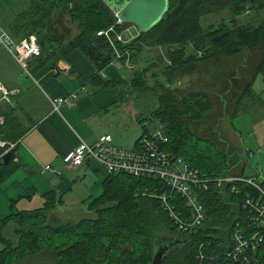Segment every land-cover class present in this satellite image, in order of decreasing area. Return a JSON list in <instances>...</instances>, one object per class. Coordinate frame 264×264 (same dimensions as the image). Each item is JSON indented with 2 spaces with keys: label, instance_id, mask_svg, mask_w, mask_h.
I'll list each match as a JSON object with an SVG mask.
<instances>
[{
  "label": "trees",
  "instance_id": "trees-1",
  "mask_svg": "<svg viewBox=\"0 0 264 264\" xmlns=\"http://www.w3.org/2000/svg\"><path fill=\"white\" fill-rule=\"evenodd\" d=\"M12 2L0 0L7 6ZM177 2L169 0L170 9ZM28 3L29 6L21 10H11L9 6L10 20L4 26L17 39L31 34L37 36L41 55L30 61L33 72L50 60L57 65L69 62L70 53L79 49L96 68L90 82L104 89L118 84V81L101 75L116 58V50L123 54L122 60L137 62L147 57L146 49L164 48L165 57L159 56L156 62L145 66L144 78L130 80V86L139 96H153L156 102L150 116L138 119L139 122L148 119L163 125L164 139L155 138L158 148L181 157L207 176H224L239 168L235 150L221 137L218 125L214 127L210 120H206V114L212 108L209 95L205 92L185 95L175 91V84L217 58L246 57L258 49L260 59L252 77L246 80L232 76L228 78V85L223 87L222 96L229 92L224 101L225 110L227 100L235 106L234 116L245 110L250 104L248 98L255 96L257 75L264 77V17L257 23H245L239 17L248 11L264 10V0H185L177 14L163 18L147 31L141 30L127 43L114 38V45L98 32L112 26L115 32H122L129 24H117L114 11L104 0H28ZM226 10L230 18L217 26L202 24L204 16ZM68 22L76 28L75 34L71 33V27H67ZM167 57L168 63L165 61ZM70 70L74 71L72 67ZM161 77L165 78L164 81ZM238 78L242 88L234 83ZM238 89L243 92L237 94ZM7 105L0 104V115L5 119L0 125V138L18 143L27 128L19 121L16 108ZM195 124L205 136L198 134ZM142 131L139 138L149 131L147 125L142 126ZM215 134L218 137H214ZM5 149L0 147V185L21 167L15 158L9 162L2 159ZM239 173L244 174L243 169ZM209 184V189L202 194L206 220L191 231L179 229L166 210L160 197L164 193L172 195L170 201L178 209H186L184 199L172 194L170 187L160 178L108 174L102 183V193L88 206L96 211L97 216L60 225L48 223L49 213L63 201L53 189L43 194V205L33 209L15 211L22 196L12 199L13 212L0 220V226L14 221L18 241L14 244L0 233L3 244L0 264H19L45 251H51L58 264H150L155 240L162 236L188 239L177 253L167 254L163 264H232L228 253L233 245V227L236 221L245 220L244 198L248 194L256 196L257 191L243 183L237 185L239 193L230 188H218L213 181ZM28 195H31L30 191ZM250 230H261L264 234V227L257 223ZM200 252L205 256L202 261L198 257ZM246 253L251 261L264 264V239Z\"/></svg>",
  "mask_w": 264,
  "mask_h": 264
},
{
  "label": "crops",
  "instance_id": "crops-1",
  "mask_svg": "<svg viewBox=\"0 0 264 264\" xmlns=\"http://www.w3.org/2000/svg\"><path fill=\"white\" fill-rule=\"evenodd\" d=\"M62 28L64 30V27ZM140 31V28L135 24L127 25L120 32L122 42L127 43L132 37H136ZM9 55L16 62L10 53ZM130 62L132 61L114 59L101 72L104 78L118 81V84L104 89H99L90 82V79L96 74V68L79 49L70 53L69 62H61L57 65L53 60H50L42 67L35 69L32 76L27 74L25 80L14 78L5 68H2L8 75L5 79L0 78V80L12 92L11 101L7 104L16 108L15 113L19 121L23 127L27 128L17 143L14 156L15 160L21 163V167L9 178L17 177L12 178L13 180L7 184L6 188L16 189V193H21L26 189L30 191L31 195H28L29 193L19 194L17 198L22 196L21 199H27L31 202H40V200L44 202L43 194L53 189L56 196L63 200L67 190L76 185L83 174L87 175L92 170H98L102 174L99 181L103 183L108 174L97 161L91 160L83 166L67 168L64 163V156L82 141L93 143L105 133L113 136L115 144L125 147V141L122 138L116 139L113 135L111 120H113V116L117 115L114 110L118 111L119 118L125 115L136 117L138 111L135 108L134 94L132 97L129 95L131 91L134 92L135 90L128 87L131 91L127 92L121 85L126 83L130 86V80L144 78L146 76L144 68L149 64L143 66L142 62L137 60L138 63L132 66ZM71 67L74 71L70 70ZM122 68L135 69L130 79L119 71ZM73 92L78 93L74 105L64 104L59 110L53 108L51 103L53 98L68 96ZM134 93L137 94L136 91ZM137 101H139L138 94ZM5 103L0 104L3 107L8 106ZM155 107L156 102H154L153 109ZM137 121L139 122V120ZM139 123L142 134V126L147 124L141 121ZM48 164L52 165L54 169L62 171V174L49 171L60 176L48 180V175H43L47 174L48 171L43 172L41 170L43 166ZM63 171H69V173L76 171V173L67 176ZM102 183L100 187L96 184L93 186V193L90 188V193L84 195L83 200L85 202L92 201L99 196L103 191ZM6 195L9 206L3 213L1 212L0 220L13 212L11 200L7 193ZM9 223L0 226V233L5 238H8L4 235V231Z\"/></svg>",
  "mask_w": 264,
  "mask_h": 264
},
{
  "label": "rangeland",
  "instance_id": "rangeland-1",
  "mask_svg": "<svg viewBox=\"0 0 264 264\" xmlns=\"http://www.w3.org/2000/svg\"><path fill=\"white\" fill-rule=\"evenodd\" d=\"M21 10L29 6L28 0H13L10 5H5L0 3V23L4 26L6 21H9L10 10ZM9 10V11H8ZM264 17V10L259 12H246L241 15L239 18L243 22L254 21L257 23L261 18ZM230 18L229 11H222L219 13H212L210 15L204 16L202 18V24L207 25V23L218 24L226 19ZM217 26V25H216ZM5 27V26H4ZM67 27H71L73 32L76 33V28L68 22ZM192 52H193V48ZM147 57H143L144 60H140L143 66L149 63L148 65L156 62L159 56L165 57V49L161 47L159 49L148 48L146 50ZM260 59V50L255 49L249 52V54L244 57L235 56V57H221L216 60L205 64L201 67L202 70L196 73H191L178 81L175 87V91L182 92L185 95L191 92H205L209 95L212 103V108L206 114V120H210L212 126H217L221 131L222 138L225 139L230 148L235 150L236 159L238 160L239 168L234 171L236 174H240L242 171L247 176H256L259 181L264 180V77L262 74H258L255 83L254 91L255 96L253 99H249V106L245 107L246 109L240 110L236 116L233 115L235 106L233 107L226 103L227 111L225 110V99L227 95L222 96L224 86L228 85V78L232 76H241L243 79L249 80L254 71L256 70L257 64ZM165 61L168 63V57L165 58ZM131 65H136L138 62H130ZM5 68L14 78L18 80H25L24 78L27 73L18 65L9 55L7 51L0 48V78L3 80L7 77L8 73L3 70ZM32 69V68H31ZM30 69V75L32 76L34 72ZM120 72L128 79L133 75L135 69L131 70L128 68L119 69ZM240 77V78H241ZM164 77H161V80L164 81ZM1 80V81H2ZM152 81V79H149ZM3 83V81H2ZM235 85L241 87L239 78L234 80ZM4 84V83H3ZM245 84V83H244ZM5 85V84H4ZM6 86V85H5ZM125 90L131 91L134 90L128 84L121 85ZM130 89H129V88ZM223 88V89H222ZM242 88V87H241ZM234 89H236L234 87ZM238 91V92H237ZM237 94L243 92V90L238 89ZM135 92V91H134ZM130 92V96L134 94V100L136 104V109L138 114L135 116L129 115L119 118L118 111L114 110L117 114L113 116L111 120V128L113 130V135L116 139L122 138L125 141V147L132 148L135 140L141 135V125L137 121V118L142 120L146 116H150L151 110H153L155 98L152 96H139V101H137V94ZM236 97H234L235 99ZM234 105V104H233ZM232 115V117H231ZM144 119L143 123L147 124L149 130H153L155 127L158 128L161 126L160 131L164 135V126L159 124L157 121H151ZM214 126V127H215ZM199 128L196 124L194 129L198 132L200 136H205L204 132L197 130ZM213 135V134H211ZM217 134L214 135L216 137ZM218 137V136H217ZM222 147L221 144H219ZM223 148V147H222ZM217 160H220L217 158ZM66 171V170H65ZM63 171V172H65ZM75 172L69 173L65 172V175H73ZM48 175V180L52 178H58L60 175L50 173L43 174ZM102 174L98 170H92L87 175L83 174L82 177L78 180L77 184L71 186L67 190V194L64 197V201L56 209L52 210L49 214L48 223L51 225H60L68 222H76L83 218H95L97 216L96 211L89 209L90 201H84L83 196L88 195L92 189L94 191L95 184L101 186L102 181L99 179ZM17 178V177H12ZM8 179L4 184L0 185V215L1 212L8 208L9 202L7 199L8 194L10 200L16 198L19 194H27L28 190L24 189L21 193H16V189L6 188L13 179ZM82 182V183H81ZM21 185V184H20ZM11 203V201H10ZM44 202L40 200L31 202L27 199L19 200L15 205V211L19 209H33L43 205ZM17 224L14 221H11L4 231V235L11 239L14 244L18 241V236L15 233ZM3 247V244L0 241V249ZM19 264H58L57 260L52 254L51 251H45L36 255H32L24 259Z\"/></svg>",
  "mask_w": 264,
  "mask_h": 264
},
{
  "label": "built area",
  "instance_id": "built-area-1",
  "mask_svg": "<svg viewBox=\"0 0 264 264\" xmlns=\"http://www.w3.org/2000/svg\"><path fill=\"white\" fill-rule=\"evenodd\" d=\"M115 17L117 24H125L119 18L118 12H115ZM98 35L107 36L112 44L114 38L122 42L120 32H115L113 26L99 31ZM134 38L135 36L130 40ZM0 47L6 49L29 75L31 69L30 61L41 55V47L35 34L17 39L1 23ZM122 57L123 54L116 50L115 60H122ZM126 60L129 61V59ZM11 95L12 92L0 80V103L10 102ZM77 98L78 93L73 92L68 96L53 98L51 103L54 109L59 110L64 104L74 105V101ZM3 123L4 117L0 115V125ZM160 127H155L152 131L145 132L139 138L137 145L132 148L115 144L113 136L109 133L101 135L93 143L82 141L64 156V163L67 168H73L83 166L94 160L103 166L107 174L126 173L138 177L160 178L170 187L172 194L174 193L182 200L184 199V209L186 210H183V208L180 210L174 202L170 201L171 194L164 193L160 195L166 210L179 226V229L184 231H191L205 222L206 208L202 194L209 189L211 181L216 183L218 188H230L232 192L236 193H239L237 186L239 183L252 186L257 191V195L248 194L244 198L245 220L235 222L233 227V245L228 253L232 262L240 260L242 264H249L251 260L246 253L247 249L251 248L254 250L259 241L264 239V234L261 233V230L254 232L250 230L255 223L264 227V183H261L262 181H259L256 176L236 174L235 172L224 176H216L214 174L207 176L199 169L189 165L181 157L158 148L155 138L164 139ZM16 144L0 138V147L6 148L2 157L10 149L16 147ZM41 170L43 172L53 171L57 174H62V171L54 169L50 164L43 166ZM198 257L202 261L205 256L203 252H200Z\"/></svg>",
  "mask_w": 264,
  "mask_h": 264
},
{
  "label": "water",
  "instance_id": "water-1",
  "mask_svg": "<svg viewBox=\"0 0 264 264\" xmlns=\"http://www.w3.org/2000/svg\"><path fill=\"white\" fill-rule=\"evenodd\" d=\"M119 18L129 25L135 24L140 30L147 31L159 23L163 18L177 14L184 5L185 0H178L170 9L169 0H104ZM16 153V147L6 152L2 159L5 162L12 160ZM188 239H175L162 236L155 240V251L150 264H163L167 254L177 253ZM232 264H242L240 260ZM249 264H258L251 261Z\"/></svg>",
  "mask_w": 264,
  "mask_h": 264
}]
</instances>
